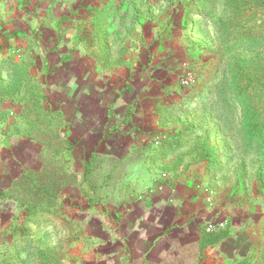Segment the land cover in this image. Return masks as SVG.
I'll list each match as a JSON object with an SVG mask.
<instances>
[{"label": "rangeland", "instance_id": "rangeland-1", "mask_svg": "<svg viewBox=\"0 0 264 264\" xmlns=\"http://www.w3.org/2000/svg\"><path fill=\"white\" fill-rule=\"evenodd\" d=\"M231 16L225 0H0V264L74 245L85 176L67 152L97 125L210 205L264 203V154L230 84L233 64L264 57V6ZM243 29L256 42L237 44Z\"/></svg>", "mask_w": 264, "mask_h": 264}, {"label": "crops", "instance_id": "crops-1", "mask_svg": "<svg viewBox=\"0 0 264 264\" xmlns=\"http://www.w3.org/2000/svg\"><path fill=\"white\" fill-rule=\"evenodd\" d=\"M99 128L77 133L67 152L85 178L72 193L74 245L57 246L51 264H264L260 199L236 211L210 205L190 180L155 174L138 143L102 140Z\"/></svg>", "mask_w": 264, "mask_h": 264}, {"label": "trees", "instance_id": "trees-1", "mask_svg": "<svg viewBox=\"0 0 264 264\" xmlns=\"http://www.w3.org/2000/svg\"><path fill=\"white\" fill-rule=\"evenodd\" d=\"M225 3L232 9L231 19L237 20L241 25L247 7L251 4L264 6V0H225ZM222 25L226 24H219V27ZM235 42L251 44L256 42V35L243 29ZM230 84L241 107V127L245 143L257 146L264 154V57L233 64L230 69ZM259 178H262V169L259 171Z\"/></svg>", "mask_w": 264, "mask_h": 264}, {"label": "built area", "instance_id": "built-area-1", "mask_svg": "<svg viewBox=\"0 0 264 264\" xmlns=\"http://www.w3.org/2000/svg\"><path fill=\"white\" fill-rule=\"evenodd\" d=\"M212 227H213V226L209 224V225L207 226V228H208L207 230H210Z\"/></svg>", "mask_w": 264, "mask_h": 264}]
</instances>
